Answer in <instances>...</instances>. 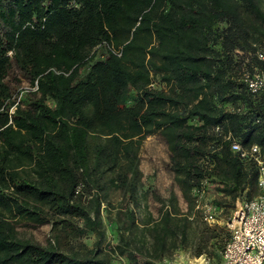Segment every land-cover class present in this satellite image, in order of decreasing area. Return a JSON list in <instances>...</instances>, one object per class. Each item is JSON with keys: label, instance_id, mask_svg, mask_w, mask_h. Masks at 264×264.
<instances>
[{"label": "trees", "instance_id": "obj_1", "mask_svg": "<svg viewBox=\"0 0 264 264\" xmlns=\"http://www.w3.org/2000/svg\"><path fill=\"white\" fill-rule=\"evenodd\" d=\"M258 49L264 0H0V264H115L111 252L154 264L191 230L221 250L229 237L205 223L194 189L214 184L234 205L259 191L256 162L214 131L264 152V93L240 79L264 67ZM152 134L186 209L154 195L159 216L140 225ZM113 193L126 235L109 251ZM42 224L46 243L26 231ZM89 232L93 246L71 243Z\"/></svg>", "mask_w": 264, "mask_h": 264}, {"label": "rangeland", "instance_id": "obj_2", "mask_svg": "<svg viewBox=\"0 0 264 264\" xmlns=\"http://www.w3.org/2000/svg\"><path fill=\"white\" fill-rule=\"evenodd\" d=\"M21 85L22 87H28L29 83L24 80ZM168 160V150L162 137L158 134L147 136L140 150V168L143 171V177L140 186L139 204L138 207H136V215L140 225L150 216L152 218H157L159 216L161 202L154 195L167 199L170 193L174 192L182 211L186 209V203L182 198L178 186L174 182L173 173L168 168ZM206 198L208 202L217 201L219 204L216 206V220L211 223L206 221L205 223L216 229L222 238L229 237V228L226 221L233 212L235 205L231 204L228 197H224L218 193L214 184H207ZM111 200L112 205L109 206V214L111 220H116V225L120 227V229L117 231L116 229L112 230L107 220L104 221L103 230L105 237L101 245L109 251L116 245L121 233L126 235L122 229L123 218H118L116 215L119 202L121 201L120 197L117 193H113ZM49 229V224H42L27 228L26 231L37 241L46 243L49 238ZM193 231H189L187 242L184 244L178 243L176 246L170 247V249L159 258H150V261H153L154 264H204L203 257H205L209 258L212 262H217L220 258V247L214 244L213 240L208 244L200 245L198 238L193 236ZM139 235L140 232L137 233V236H134V240L138 239ZM96 239L97 236L89 232L79 238L71 239V243L76 248L85 249L93 246ZM198 246H201V254L197 253ZM111 258L115 264H129L130 262L128 258L117 252H111ZM144 259V256L138 255L137 253L135 260H137L138 264Z\"/></svg>", "mask_w": 264, "mask_h": 264}, {"label": "built area", "instance_id": "obj_3", "mask_svg": "<svg viewBox=\"0 0 264 264\" xmlns=\"http://www.w3.org/2000/svg\"><path fill=\"white\" fill-rule=\"evenodd\" d=\"M239 54L243 51L237 50ZM257 56L264 60V49L256 51ZM240 79L247 88L255 93H264V67L254 66L241 69ZM36 88V87H34ZM214 131L229 141L230 149L241 159H253L258 167V193L250 199H236L235 208L226 221L229 238L220 252V259L212 262L203 257L204 264H264V152L259 144L244 146L230 131L222 132L219 125ZM196 207L202 211L203 219L208 223L216 220V206L207 201L206 188H195Z\"/></svg>", "mask_w": 264, "mask_h": 264}]
</instances>
